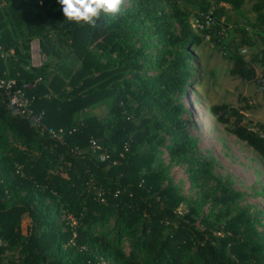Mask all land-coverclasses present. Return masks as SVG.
<instances>
[{"label":"trees","instance_id":"trees-1","mask_svg":"<svg viewBox=\"0 0 264 264\" xmlns=\"http://www.w3.org/2000/svg\"><path fill=\"white\" fill-rule=\"evenodd\" d=\"M127 1L93 27L69 21L58 0H0V45L12 49L0 71L13 88L31 85L28 108L39 116L34 123L13 112L0 88V264H264L261 211L240 203L229 176L214 174L181 101L195 68L190 50L204 35L231 75L253 80L255 64L264 77V0L254 2L249 28L226 12L245 0ZM192 16L210 24L193 31ZM33 39L45 57L36 66ZM100 106L102 116L93 112ZM209 112L264 163L263 125L225 103ZM163 153L185 164L195 199L167 178Z\"/></svg>","mask_w":264,"mask_h":264},{"label":"rangeland","instance_id":"rangeland-1","mask_svg":"<svg viewBox=\"0 0 264 264\" xmlns=\"http://www.w3.org/2000/svg\"><path fill=\"white\" fill-rule=\"evenodd\" d=\"M255 1L245 0L238 10H229L226 6V12L237 24L249 28L255 19L253 10ZM129 5L130 3L124 0L121 8ZM195 19V16H192L190 22L194 24ZM191 29L197 30L195 26H192ZM237 37L238 35H236ZM219 40L226 41L224 31L223 34H220ZM244 48L240 53L245 59H248L252 50ZM158 50L159 46L153 41L145 51L153 59ZM190 52V59L195 68H193L192 77L185 85L181 97L185 106L183 119L186 129L196 139L199 153L210 155L214 159L212 169L214 174L229 176L232 179L231 186L243 193L240 203L258 208L261 211L260 220L264 223V163L251 148L228 133L224 124L217 122L209 112L211 105L225 103L239 109L244 120L250 121L251 125L264 126V89L261 86L264 83V77L261 76V68L253 65L255 78L250 81L231 75L229 73L231 62L223 57L224 52L221 47L213 43L211 36L208 35H204L202 41L192 47ZM29 55L30 64L33 66L39 65L45 60L36 39L30 41ZM146 70L148 74H151L155 68L147 66ZM105 109V106H100L93 112L102 116ZM161 158L167 167V178L176 185L186 200L195 199L197 190L188 181L185 164L170 161L166 153H163ZM184 206L185 203L179 209L182 210ZM202 208L206 209L205 204L202 205ZM27 225L28 218L23 217V231ZM257 228L264 230L263 225H259ZM124 247L126 248L125 244ZM6 253L10 255L11 251Z\"/></svg>","mask_w":264,"mask_h":264},{"label":"built area","instance_id":"built-area-1","mask_svg":"<svg viewBox=\"0 0 264 264\" xmlns=\"http://www.w3.org/2000/svg\"><path fill=\"white\" fill-rule=\"evenodd\" d=\"M194 24L190 22V26H195L196 29H200L204 26H207L210 24V20L208 18H205L203 20H194ZM240 51H243L240 49ZM12 53V49L4 50L2 46L0 45V58H6L8 55ZM5 72L0 71V88L6 91L7 95V102L6 105L12 109L13 112L17 114H21L24 117L28 118L34 123H37L39 121V116L35 115L31 112V110L28 108L29 105V97L27 96L25 90L29 88L31 85L22 83L19 87L13 88L15 86V80L13 78H5L4 77ZM262 88L264 89V83L261 84ZM61 133V129L58 128L57 131L52 133V136L56 139L60 140L59 134ZM90 147L93 149H97L98 145L96 144L94 139L89 140ZM106 157L105 154L100 153L99 159H104Z\"/></svg>","mask_w":264,"mask_h":264},{"label":"clouds","instance_id":"clouds-1","mask_svg":"<svg viewBox=\"0 0 264 264\" xmlns=\"http://www.w3.org/2000/svg\"><path fill=\"white\" fill-rule=\"evenodd\" d=\"M58 3L69 21L84 22L94 27L101 13L118 14L124 0H58Z\"/></svg>","mask_w":264,"mask_h":264}]
</instances>
